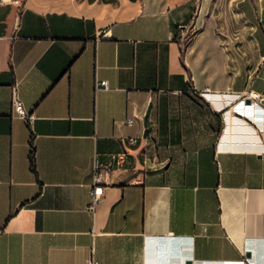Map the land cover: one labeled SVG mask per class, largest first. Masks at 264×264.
<instances>
[{"label": "crops", "instance_id": "obj_1", "mask_svg": "<svg viewBox=\"0 0 264 264\" xmlns=\"http://www.w3.org/2000/svg\"><path fill=\"white\" fill-rule=\"evenodd\" d=\"M123 151L91 211L95 159ZM92 249L99 264H264V0L0 5V264Z\"/></svg>", "mask_w": 264, "mask_h": 264}, {"label": "built area", "instance_id": "obj_2", "mask_svg": "<svg viewBox=\"0 0 264 264\" xmlns=\"http://www.w3.org/2000/svg\"><path fill=\"white\" fill-rule=\"evenodd\" d=\"M6 3V0H0V5H3ZM180 32H183V30H180ZM99 88H108L107 82H101L97 85ZM178 95L179 93H174ZM254 98H257L255 96ZM258 99V98H257ZM13 110L14 112L19 115L25 122V124L31 128L33 126V122L35 120V117L33 115H28L23 107L22 104L18 101L16 94H14V103H13ZM137 119V116L134 114L132 117L127 118L126 120L120 122L123 126H132ZM129 146H135L137 144L136 138H130L127 141ZM129 154L126 151H123L118 154H114L110 157V161L107 164L101 163L97 158L94 161L93 165V188H92V194H91V202L89 205V209L91 211H94L97 205L100 202L101 197L104 194L105 190V178L108 177L112 172L114 171H121L125 168L127 162H128ZM95 251L92 249L91 257L88 260L87 264H99L97 260L94 257Z\"/></svg>", "mask_w": 264, "mask_h": 264}, {"label": "trees", "instance_id": "obj_3", "mask_svg": "<svg viewBox=\"0 0 264 264\" xmlns=\"http://www.w3.org/2000/svg\"><path fill=\"white\" fill-rule=\"evenodd\" d=\"M30 147H31V152H30L29 160H30V165H31V171L34 173V175L37 178V181L39 182L37 171H36L35 147H34L33 138H31V140H30Z\"/></svg>", "mask_w": 264, "mask_h": 264}, {"label": "water", "instance_id": "obj_4", "mask_svg": "<svg viewBox=\"0 0 264 264\" xmlns=\"http://www.w3.org/2000/svg\"><path fill=\"white\" fill-rule=\"evenodd\" d=\"M247 104H250V102L247 101ZM246 257L250 259V258H252V254L250 252H248L247 255H246ZM188 264H190V263H188Z\"/></svg>", "mask_w": 264, "mask_h": 264}]
</instances>
